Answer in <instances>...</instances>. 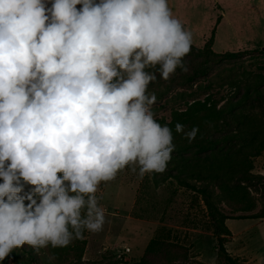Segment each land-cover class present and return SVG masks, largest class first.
I'll return each instance as SVG.
<instances>
[{
	"label": "clouds",
	"instance_id": "1",
	"mask_svg": "<svg viewBox=\"0 0 264 264\" xmlns=\"http://www.w3.org/2000/svg\"><path fill=\"white\" fill-rule=\"evenodd\" d=\"M192 44L168 0H0V261L102 231V182L166 170L173 133L146 69L187 71Z\"/></svg>",
	"mask_w": 264,
	"mask_h": 264
},
{
	"label": "rangeland",
	"instance_id": "2",
	"mask_svg": "<svg viewBox=\"0 0 264 264\" xmlns=\"http://www.w3.org/2000/svg\"><path fill=\"white\" fill-rule=\"evenodd\" d=\"M168 5L173 16L193 33L192 45L197 49H202L214 35L215 53L244 52L242 58L248 68L254 70L255 62L264 66V0H168ZM178 107L171 102L155 111V119L169 122L172 111ZM253 165V173L264 176V154L253 159ZM169 176L170 167L143 178L126 167L114 180L102 182L97 191L99 204L106 211L102 231H85L81 239L68 247L49 246L39 256L25 244L13 249L0 264H45L47 255L55 256L52 264H135L157 238L165 242L173 259L170 264H221L215 249L218 240L202 196L181 187L174 179L169 180ZM31 187L26 185L25 191ZM260 188L259 185L250 189L256 204L251 212L254 214L264 207ZM211 191L216 199L219 191L215 187ZM217 205L228 215L243 214L232 212L236 206L228 200H220ZM228 225V253L240 264H264V221L230 220ZM150 260H154L153 264H165L159 256Z\"/></svg>",
	"mask_w": 264,
	"mask_h": 264
},
{
	"label": "trees",
	"instance_id": "3",
	"mask_svg": "<svg viewBox=\"0 0 264 264\" xmlns=\"http://www.w3.org/2000/svg\"><path fill=\"white\" fill-rule=\"evenodd\" d=\"M213 40L214 35L202 49L192 45L184 57L187 71L178 68L167 81L160 79L159 66L146 69L157 74L156 82L150 83L148 90L157 96L154 113L173 101L179 104L169 122L157 119L173 133L175 150L167 164L169 180L174 179L181 187L202 196L218 240L215 249L221 264H240L226 249L231 235L226 222L264 219V207L251 213L256 204L250 196V189L260 185L264 200V176L253 173V159L264 154V66L255 62L254 70L248 68L242 58L244 52L215 53ZM176 123L183 124L185 131L198 127L195 140L189 143L178 137L181 134L175 131ZM211 187L219 191L216 199ZM220 200H228L236 206L232 212L243 214L224 213L217 205ZM153 256H159L165 264L173 260L165 242L157 238L135 264H153Z\"/></svg>",
	"mask_w": 264,
	"mask_h": 264
},
{
	"label": "crops",
	"instance_id": "4",
	"mask_svg": "<svg viewBox=\"0 0 264 264\" xmlns=\"http://www.w3.org/2000/svg\"><path fill=\"white\" fill-rule=\"evenodd\" d=\"M219 22H220V21H219V19H218V20H217V24H219ZM215 29H216V28H215ZM261 220H263V221H264V219H261ZM229 221H230V220H228V221L226 222V223H227V225L229 224ZM228 226H229V225H228Z\"/></svg>",
	"mask_w": 264,
	"mask_h": 264
}]
</instances>
